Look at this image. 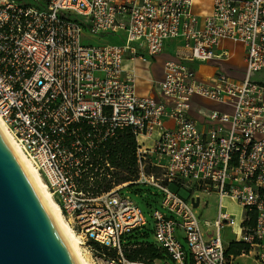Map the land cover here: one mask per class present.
I'll use <instances>...</instances> for the list:
<instances>
[{
  "label": "built area",
  "instance_id": "1",
  "mask_svg": "<svg viewBox=\"0 0 264 264\" xmlns=\"http://www.w3.org/2000/svg\"><path fill=\"white\" fill-rule=\"evenodd\" d=\"M0 0V115L12 137L48 184L62 215L81 234L94 264H153L128 258L126 238L148 225L123 190L151 186L162 193L152 207L154 236L166 250L162 264H264V0ZM200 2V5H197ZM202 8L203 12H197ZM121 35L118 43L85 44L83 36ZM180 39L190 56L166 62L153 96L139 95L138 72L127 62H148ZM223 41L244 46L246 75L202 76L192 64L230 57ZM199 99L218 104L202 119ZM129 131L136 142L138 180L107 186L118 170L107 146ZM164 170V179L143 166ZM170 184L218 196L214 221L200 217ZM230 198L247 211L223 206ZM165 210V211H164ZM255 222L249 224L252 215ZM182 219V220H180ZM181 230L189 250L182 244Z\"/></svg>",
  "mask_w": 264,
  "mask_h": 264
},
{
  "label": "water",
  "instance_id": "2",
  "mask_svg": "<svg viewBox=\"0 0 264 264\" xmlns=\"http://www.w3.org/2000/svg\"><path fill=\"white\" fill-rule=\"evenodd\" d=\"M193 204L199 206V199ZM0 264H78L38 185L1 130Z\"/></svg>",
  "mask_w": 264,
  "mask_h": 264
},
{
  "label": "rangeland",
  "instance_id": "3",
  "mask_svg": "<svg viewBox=\"0 0 264 264\" xmlns=\"http://www.w3.org/2000/svg\"><path fill=\"white\" fill-rule=\"evenodd\" d=\"M205 3H209L208 0H203ZM201 1V2H203ZM197 5H200V3L198 2ZM121 35H113V34H107V36H89L88 33H86L83 36V41L85 44H95V45H99V44H107V43H118L121 39L120 37ZM224 47L226 48L227 51L230 52V57L228 58H224L222 59V61L218 62V64L220 65V70H224L227 73H229L233 78H235L236 80L239 79H243L246 75V65H245V60L243 57L244 54V47L241 43H234L232 41H223L222 42ZM139 69L142 73H145V69L144 66L142 65V63H140L139 65ZM148 66V65H146ZM146 69H148L147 71H150V73L154 76H156L157 71H155V69H153V66H148L146 67ZM252 80L260 82L264 85V69L262 71L253 73L252 75ZM137 85H138V92L141 93L142 91L146 90V85H144V83L142 84L139 79H137ZM143 166L145 168V172L147 175H154L156 178H161L164 179L165 175H164V170L161 167H153V165H151V161L149 159L144 160L143 162ZM132 171H134L132 178L130 181L125 182H120L118 180L119 177L121 176H127L126 172L120 170L118 168V170L115 171L114 173V177L111 179V181L109 182V185L107 186H113V187H119V186H126L128 185V183L130 182H134L138 180V169H132ZM140 189H146V186H139V185H133V186H129L126 189L123 190V193L126 196H129L130 198H132L142 209L143 213L146 214V217L148 219V225L145 226V228H142V231H149L152 232V235L150 237H148V241L150 243L156 244L157 245V241L155 239L154 236V219H153V215L151 214V208H149L146 205L145 200H143V198H141L139 195L136 194V191ZM170 189L173 192H177L179 193V195L181 197H184L188 202H190L192 204V194L193 192H189L181 187H179L177 184H170ZM199 195L201 196L202 200L199 206L195 207L194 204H192L193 209L195 210V212H197L198 216L200 217V225L201 228L203 229V231L205 233H207V231L209 230L208 227L205 226V221H214V219L216 218V215L218 214V207H219V197L218 196H206L205 194H202L200 192H198ZM161 206V205H160ZM224 206L227 208L228 211H231L233 213H235L239 218L241 217V208L236 202H232L229 201L228 198L224 201ZM165 211V210H164ZM238 219V222H240L241 220ZM182 220V219H180ZM237 232V229H236ZM235 232V233H236ZM79 234V233H78ZM80 235V234H79ZM178 235L180 236V240L182 242L183 245L186 246L187 250H189V245L187 244L184 236L181 233V230L178 229ZM130 236V235H129ZM128 236V237H129ZM224 236L225 238H229V239H233L234 238V234L232 232V229L228 228L225 229L224 232ZM127 237V238H128ZM126 238V240L128 241V239ZM87 246H89V242L86 243V245H84V247L86 248ZM88 249V248H87ZM89 250V249H88ZM90 251V250H89ZM167 254V253H166ZM93 260V258H92ZM150 261L153 264H156L158 262H155L153 259H150ZM94 263V261H93ZM162 263V262H161ZM172 264H176L174 261H172Z\"/></svg>",
  "mask_w": 264,
  "mask_h": 264
},
{
  "label": "crops",
  "instance_id": "4",
  "mask_svg": "<svg viewBox=\"0 0 264 264\" xmlns=\"http://www.w3.org/2000/svg\"><path fill=\"white\" fill-rule=\"evenodd\" d=\"M202 3H205V2L203 1ZM204 8L206 9L205 11H210L211 3L210 2L209 3H205ZM197 12L202 13L203 9L202 8L201 9L197 8ZM244 54H245V51H244ZM244 54H243V57H244ZM189 56H190V52H189V50H187L184 47L183 42L180 39H172L171 41H168L166 43L165 48L163 50V53L160 54L159 56H157L156 58L150 59L148 62H143V61L140 60V61H137V62L133 63V62H129L128 61L127 62V66L128 67H135V69H137V72H138L139 81L142 84L144 83V85H146V90L142 91L141 93L138 92V94L140 96L141 95H143V96H153V95H155L156 88H155L154 83L157 82L158 80H162L165 77V68H164V66H165L166 62L172 61V60L185 61V60H188ZM220 61H222V60H220ZM220 61L205 62L204 64L193 63L192 65L196 69H198V71L200 72V74L202 76L205 77V75L206 76H211V75H213V74H215L217 72L224 71V70H220V67H219L220 65L218 64V62H220ZM140 63H142V65L144 66L145 73H142L140 71V69H141V68L139 69ZM146 65L153 66V69H155V71H157L156 76L155 75L153 76L150 73V71H147L148 69H146V67H148V66H146ZM137 91H138V85H137ZM199 102L204 107L202 113L199 111L198 107L195 108V112L193 113V115L198 117L199 119H202L205 116V114L207 112H209L210 110H216V109L219 110L221 108L218 104L209 102L207 100L199 99ZM226 199L227 198H224V200H223V206H224V201ZM228 200L234 202L230 198H228ZM224 208H226V207L224 206ZM226 210H227V208H226ZM241 211H242V213H241L242 215H241L240 218L235 213H233L231 211H229V212H231L232 214L236 215L240 220L241 219L243 220L245 215H246V213H247V211H245L243 208H241ZM232 232L234 234V232H236V229H232ZM227 240H228L229 244L232 243L231 239L227 238ZM127 242H129V241H127ZM143 246L144 247H141L140 245L139 246H134V248L135 249L138 248L140 253H141V254L139 253V255L137 257L138 260H140V261L150 260L151 258L149 256L151 255V251L153 249L157 250L158 253H162V251H164L163 249H161L156 244H154V246H152L153 248L147 246L146 243ZM232 255L235 257V264H256L251 259H247L245 257H241V254L238 255V256H236L234 254H232ZM167 259L168 258H166V259L164 258L162 260H158V259H153V260L155 262H158L156 264H162L161 262H163L164 260H167Z\"/></svg>",
  "mask_w": 264,
  "mask_h": 264
},
{
  "label": "trees",
  "instance_id": "5",
  "mask_svg": "<svg viewBox=\"0 0 264 264\" xmlns=\"http://www.w3.org/2000/svg\"><path fill=\"white\" fill-rule=\"evenodd\" d=\"M136 146L135 139L133 135L126 130V132H123L116 143H111L110 145L107 146V149L110 150L111 155L110 159L111 162L114 166H117L120 170L126 172L127 176H121L118 178L120 182H127L130 181L132 178V175L134 171L132 169L137 170V161L134 156V148ZM146 186V185H145ZM136 194L139 195L143 200H145L146 205L149 208L152 207H160V201L162 200V193L158 189L151 187V186H146V189H138L136 191ZM255 222V214L252 215L251 220L249 224L253 225ZM152 235V232L149 231H142L141 229H136L130 236L127 238L128 239V245H130V250H129V256L128 258L132 260H138V255L140 253L139 249H135L134 246H141L144 247L143 245L146 243L147 246L152 247L154 246L153 243H150L148 241V237ZM153 248V247H152ZM162 249V248H161ZM247 246L244 243H237V242H232L230 243L229 247L227 248L226 253L229 255H240L243 250H246ZM164 250V249H163ZM167 251L164 250L162 253H158L157 250H152L151 255L149 256L151 259H166L168 258V255L166 254ZM141 254V253H140ZM165 255V256H164ZM167 256V257H166ZM151 262L150 260H146ZM152 263V262H151ZM188 264H195L194 261H192V258L189 257L188 259Z\"/></svg>",
  "mask_w": 264,
  "mask_h": 264
},
{
  "label": "bare ground",
  "instance_id": "6",
  "mask_svg": "<svg viewBox=\"0 0 264 264\" xmlns=\"http://www.w3.org/2000/svg\"><path fill=\"white\" fill-rule=\"evenodd\" d=\"M0 130L7 137L12 150L19 157L23 167L31 173L36 185H38L40 192L46 201V207L48 208L51 216L54 218L57 226L66 234L70 247L73 249L78 264H94L90 251L84 247V240L78 233H76L71 226L68 219L62 215L59 203L54 199L52 192L50 191L48 184L45 183L39 169L35 167L31 158L23 152L20 148L15 137H12L5 121L0 115Z\"/></svg>",
  "mask_w": 264,
  "mask_h": 264
}]
</instances>
